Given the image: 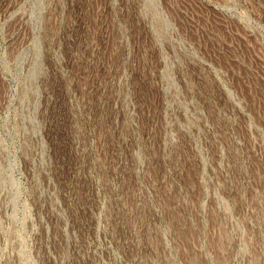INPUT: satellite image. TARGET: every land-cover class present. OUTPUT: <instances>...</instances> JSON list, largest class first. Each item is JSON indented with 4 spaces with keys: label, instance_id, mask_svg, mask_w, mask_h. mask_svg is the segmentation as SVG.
I'll list each match as a JSON object with an SVG mask.
<instances>
[{
    "label": "rangeland",
    "instance_id": "rangeland-1",
    "mask_svg": "<svg viewBox=\"0 0 264 264\" xmlns=\"http://www.w3.org/2000/svg\"><path fill=\"white\" fill-rule=\"evenodd\" d=\"M0 264H264V0H0Z\"/></svg>",
    "mask_w": 264,
    "mask_h": 264
}]
</instances>
